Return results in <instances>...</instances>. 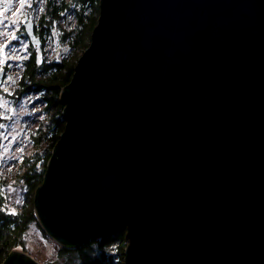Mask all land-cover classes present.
Listing matches in <instances>:
<instances>
[{"label":"water","instance_id":"water-1","mask_svg":"<svg viewBox=\"0 0 264 264\" xmlns=\"http://www.w3.org/2000/svg\"><path fill=\"white\" fill-rule=\"evenodd\" d=\"M59 101L33 201L58 244L126 230L123 264H264V0H100Z\"/></svg>","mask_w":264,"mask_h":264},{"label":"rangeland","instance_id":"rangeland-1","mask_svg":"<svg viewBox=\"0 0 264 264\" xmlns=\"http://www.w3.org/2000/svg\"><path fill=\"white\" fill-rule=\"evenodd\" d=\"M99 2L87 0L83 3L80 33H89L99 11ZM44 16L43 0H24L23 6L20 0H7L6 7H0V73L3 72L0 84V195L4 213L8 215L19 214L21 203L28 195V184L22 177L25 161L34 159L35 164L36 155L46 151L48 145L37 141L50 123L49 113L45 111L46 97L43 92L27 86L31 78L26 74V64L33 61L38 69L61 62L70 51L67 30L76 27L74 14L68 12L60 20L50 21L44 35L42 26L49 21ZM29 21L41 40L38 45H32L26 35L24 26ZM17 36L19 39H14ZM12 48L17 51L12 53ZM52 111V115H62L56 99ZM37 168L39 171L41 166ZM127 243L125 230L124 234L113 232L105 239H93L85 248H68V252H63L64 247L48 236L36 219L24 236L25 247L19 250L40 264H123Z\"/></svg>","mask_w":264,"mask_h":264},{"label":"trees","instance_id":"trees-1","mask_svg":"<svg viewBox=\"0 0 264 264\" xmlns=\"http://www.w3.org/2000/svg\"><path fill=\"white\" fill-rule=\"evenodd\" d=\"M86 1L87 0H43L45 12L44 17H48L46 20H49L42 26L44 35L47 33L46 26H50V21L60 20L68 12L74 14L76 27L73 30H67L68 33L66 36L68 37L70 51L66 58L61 62L47 64L38 69L35 67L33 61L26 64V74L31 78L30 82L27 83V86L36 92H43L46 97L45 111L49 113L48 121L50 123L46 126V123L42 125L45 126V129L42 135L39 134L40 138L37 139V141L40 140L45 143L47 142L48 145L46 151L43 153L40 152L39 155H36L37 162L35 164L32 162L34 159L28 162L25 161L24 163L26 168H24L22 177L28 184V195L24 202L21 203L19 214H5L2 207V196L0 195V264H3L4 259L11 251L25 247L24 236L27 233L28 227L32 223H36L33 203L35 190L43 181L47 161L51 157L52 150L58 141L60 134L64 131L65 126V121L63 120L62 115H52V112L54 111H52V109H54V99H56L57 104L59 105V110H62L63 105L58 100L60 90L71 81L77 60L89 46L92 31L98 20L99 11L97 16L94 17L93 25L89 30V33L87 35H85V32L80 33V24L84 18V15L82 14V5ZM77 7H80V9ZM61 13H63V15H61ZM41 123H43V121ZM53 127L54 129L51 130ZM41 148L42 147H40V149ZM38 165L41 166L39 171L37 168ZM119 232L124 234L125 230H120L114 233ZM105 237H102V239H105ZM92 241L93 239L75 248H77V250L85 248L89 246ZM67 250L68 248L64 247L62 251L68 252ZM100 263L101 262L98 264Z\"/></svg>","mask_w":264,"mask_h":264},{"label":"snow or ice","instance_id":"snow-or-ice-1","mask_svg":"<svg viewBox=\"0 0 264 264\" xmlns=\"http://www.w3.org/2000/svg\"><path fill=\"white\" fill-rule=\"evenodd\" d=\"M20 2H21V5L23 6V5H24V0H20ZM61 15H63V13H61ZM14 39H19V37H18V36H17V37H14ZM24 47L27 48V45L25 44ZM16 51H17V49H15V48H12V49H11V52H12V53H15ZM30 99H31V98H30ZM18 150H19V151H23L22 149H18Z\"/></svg>","mask_w":264,"mask_h":264},{"label":"flooded vegetation","instance_id":"flooded-vegetation-1","mask_svg":"<svg viewBox=\"0 0 264 264\" xmlns=\"http://www.w3.org/2000/svg\"><path fill=\"white\" fill-rule=\"evenodd\" d=\"M6 5H7V0H0V7H6ZM34 33L36 35L35 29H34ZM37 37H39V36H37ZM1 82H2V80H1ZM1 82H0V84H1Z\"/></svg>","mask_w":264,"mask_h":264}]
</instances>
